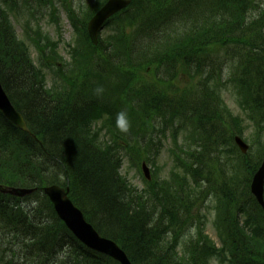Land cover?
I'll use <instances>...</instances> for the list:
<instances>
[{
    "label": "trees",
    "instance_id": "trees-1",
    "mask_svg": "<svg viewBox=\"0 0 264 264\" xmlns=\"http://www.w3.org/2000/svg\"><path fill=\"white\" fill-rule=\"evenodd\" d=\"M33 1L49 3L55 15L53 0H0V80L38 138L0 112V187L38 189L23 199L0 192V264H10L7 258H23L24 264H119L85 247L66 228L43 193L50 184L69 186L70 197L88 221L115 240L134 264H211L213 259L221 264H264V209L250 192L264 154L258 161L240 154L231 136L223 133L229 120L239 125L241 120L220 96L221 58L233 69L236 64L237 72L245 59L252 63L246 77L232 69L228 81L236 84L261 130L264 120L257 103L264 108V48L248 39L250 0H132L106 23L111 30L97 46L87 35V20L105 0L87 16H79L73 5L61 0L78 34L71 61L63 59L60 42L39 23L37 30L32 20L23 24L31 44L17 34L13 17L20 15V3ZM211 44L224 54L219 56L218 74L209 70L195 98L182 80L185 75L193 81L195 75L203 78L207 66L213 67ZM247 44L260 53L245 57ZM32 46L38 50V62ZM121 114L127 131L117 127ZM184 123L188 146L181 149L184 156L173 154L182 168L176 179L144 181L147 192L132 186L121 173L124 158L149 162L154 142L143 144L147 134L162 126L176 130ZM228 144L239 154L234 167L225 160ZM225 164L232 169L240 165L243 177L223 180ZM209 165L220 171L222 185L212 189L219 197L216 226L222 245L217 247L199 230L179 255L178 233L202 220L193 205L215 181L216 176H206Z\"/></svg>",
    "mask_w": 264,
    "mask_h": 264
},
{
    "label": "rangeland",
    "instance_id": "rangeland-1",
    "mask_svg": "<svg viewBox=\"0 0 264 264\" xmlns=\"http://www.w3.org/2000/svg\"><path fill=\"white\" fill-rule=\"evenodd\" d=\"M100 0H74V6L80 15L83 14V12L87 11L89 8L97 4ZM21 9H20V15L18 17H13V22L15 29L19 35L20 38H25L23 35V24L25 20H34V18L30 15V9L33 12L34 8V2L30 3H20ZM29 5V7H28ZM28 7V8H27ZM57 8L59 10L56 12L59 16V24H60V32H58L57 24L55 22V19H57V15L53 16L50 13V6H41L39 9L37 8L36 15L37 18L40 20V23L44 29L45 32L50 33L51 37L54 38V40L60 39L62 43H60V54L65 57L66 59L70 60L69 56V49L68 43L72 41L74 31L73 27L69 22V19L67 17V13L62 8V4L57 3ZM255 13L253 15H257V17H260L261 12L263 8H260L259 6L255 7ZM43 17V18H41ZM261 18L264 19V15H261ZM32 25V23L30 22ZM33 27H36L33 25ZM60 33L61 35L59 36ZM109 33V28L103 29L102 35H105ZM253 35V36H252ZM250 38V42L256 43L259 45L260 49L264 48V40L261 39L263 36L262 30L258 29L257 34H252ZM36 37V35H35ZM245 49L249 52H256L260 53V51L257 48H252L250 46H246ZM31 53L33 56V60H37V51L33 48H31ZM37 62V61H36ZM253 65L251 63H246V59L244 61V66L237 72L239 77H246L248 71L252 72ZM245 71V75H243V71ZM227 73L230 71V67L226 66ZM229 79V76L225 77V81ZM254 80L256 81V78L254 77ZM237 89L236 85L233 84L231 88L226 87L222 91V95L226 101V104L228 106V109L234 116H238L241 120L240 125L239 124H233L231 120H229V125L223 129V133L227 134L228 137L231 140H233L235 135H240L245 142H247L250 146V151L248 155L250 158L254 161H258L259 155L261 156L264 154V150L262 152L260 151L261 148H264V121H261V130L258 129V127L255 126V121L251 117L250 110L244 106L242 99L237 98L236 94L234 93V90ZM258 104V110L261 111V118L264 120V108H261V104ZM186 124L180 125L176 130H173L171 128H164L163 126L160 127L161 129L159 132L153 131L149 134H147L145 140L143 141V144L148 145L149 139L151 142H154L153 145L147 148L145 146V149H148L150 152L151 158L154 160V164L151 162H148L146 160H139L135 159L132 160L129 156L124 158L123 167L121 169V173L124 177H126L139 191L147 192V185L143 182L142 175L143 171L140 169L142 168L143 162L147 163V166L149 167V170L151 172V175L154 178H161V179H171V177L174 174H180V170L182 169L179 167L177 163L174 162V157L172 153H178L180 156H184L181 153V149L188 146V142L185 141L186 136ZM164 128V129H163ZM228 129V130H227ZM177 140H175V137ZM193 140H191V143ZM204 142V141H203ZM202 142H200V145ZM199 145V146H200ZM238 152L241 154L237 146L233 145ZM238 152L230 146V144L227 145V148L225 149L224 155H227L228 158H225L229 160V163L234 167L235 162L239 163V154ZM258 153V155H257ZM260 153V154H259ZM144 156V155H143ZM264 156L261 158L263 159ZM207 166V165H206ZM223 169L221 171V177L223 180H226L232 176H238L243 177L244 169L239 165L238 167H235V169H232L230 165L226 167V164L222 166ZM206 176L211 175L216 176L215 181L213 182V185L209 192H206V195H200L199 203L193 205V211L197 213L199 216L202 217L201 222L195 220L189 227L186 228V230L182 233L181 231L178 233V236H181L178 238L177 241V250L179 251V255L181 253L185 252V246L188 243L190 236L193 235L196 237L198 235L199 230H204L205 235H209L214 242L217 243V246H221L222 242L217 234V226H216V220L218 217V196L216 195L215 191L212 189L213 187L218 190V188L222 185L220 183V177L218 175L220 174L219 169H217L214 165H209L206 169ZM205 180V177L201 178L200 185L203 186V181ZM190 181V180H189ZM188 181V182H189ZM204 189V188H203ZM205 190V189H204ZM201 191L200 188H197V192L199 193ZM187 195V194H186ZM191 205V203H190ZM205 220L203 219L204 217ZM173 236V235H172ZM172 236L168 240H172ZM17 259V258H15ZM15 262H20L17 260H13ZM19 264H24V260L20 262ZM211 264H221L218 260H213Z\"/></svg>",
    "mask_w": 264,
    "mask_h": 264
},
{
    "label": "water",
    "instance_id": "water-1",
    "mask_svg": "<svg viewBox=\"0 0 264 264\" xmlns=\"http://www.w3.org/2000/svg\"><path fill=\"white\" fill-rule=\"evenodd\" d=\"M129 0H108V2L98 11V13L89 22V35L94 43L98 42V33L102 28L104 22L117 13L119 10L125 8L129 4ZM0 111L20 129L27 132L28 127L23 115L17 111L15 106L9 99L0 81ZM36 138L33 133H30ZM236 142L245 153L248 146L237 137ZM146 175L149 172L144 165ZM36 189L27 188H11L3 192H7L19 197H24L33 193ZM251 192L256 197L257 201L264 207V161L260 168L255 173ZM44 193L49 197L58 217L66 224V226L73 232V234L82 241L89 248L98 252L104 253L121 264H133L126 252L119 247V245L105 237H102L96 229L90 224L84 213L79 209L69 197V188L54 184L44 188Z\"/></svg>",
    "mask_w": 264,
    "mask_h": 264
},
{
    "label": "bare ground",
    "instance_id": "bare-ground-1",
    "mask_svg": "<svg viewBox=\"0 0 264 264\" xmlns=\"http://www.w3.org/2000/svg\"><path fill=\"white\" fill-rule=\"evenodd\" d=\"M155 8H156V7L152 8V11H154ZM250 30H252V28H251ZM252 93L255 94L254 91H252ZM243 94H244L246 97L251 98V96H250L249 94H247L245 91H243ZM32 133H33V135L37 138V135H36L34 132H32ZM31 136H32V135H31ZM32 137H33V136H32ZM177 175H178V174H177ZM161 180H163V179H161V178H154L152 181H153V182H158V181H161ZM169 183H172V182H169ZM90 224H92V223H90ZM7 261H8L10 264H19L20 262L23 261V258H20V262H15V261H13V260H11V259H9V258H7ZM178 264H181V262H178Z\"/></svg>",
    "mask_w": 264,
    "mask_h": 264
},
{
    "label": "clouds",
    "instance_id": "clouds-1",
    "mask_svg": "<svg viewBox=\"0 0 264 264\" xmlns=\"http://www.w3.org/2000/svg\"><path fill=\"white\" fill-rule=\"evenodd\" d=\"M124 120V114H121L117 119V127L120 128L121 131H127V128L123 126Z\"/></svg>",
    "mask_w": 264,
    "mask_h": 264
}]
</instances>
